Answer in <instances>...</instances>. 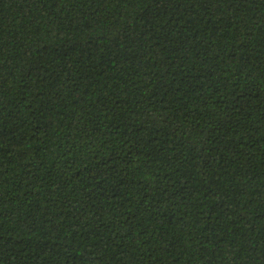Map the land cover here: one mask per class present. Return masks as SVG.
I'll return each mask as SVG.
<instances>
[{"label":"trees","instance_id":"1","mask_svg":"<svg viewBox=\"0 0 264 264\" xmlns=\"http://www.w3.org/2000/svg\"><path fill=\"white\" fill-rule=\"evenodd\" d=\"M0 264H264V0H0Z\"/></svg>","mask_w":264,"mask_h":264}]
</instances>
